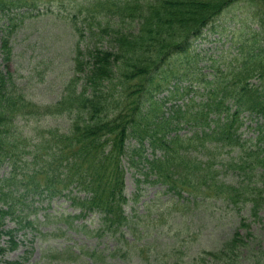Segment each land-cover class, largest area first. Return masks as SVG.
<instances>
[{
	"label": "trees",
	"instance_id": "trees-1",
	"mask_svg": "<svg viewBox=\"0 0 264 264\" xmlns=\"http://www.w3.org/2000/svg\"><path fill=\"white\" fill-rule=\"evenodd\" d=\"M243 1L250 2L258 16L264 13V0H95L81 11L91 21L89 35L81 40L84 44L79 42L76 47L74 76L62 98L44 107L28 100L18 87L10 69L11 40L6 36L0 40V169H7L0 176V264L9 251L19 248L18 234L36 225L31 216L36 217L41 204L60 197L69 199L79 211L61 215L59 220L68 227L75 228L77 220L97 214L101 225L94 232L84 227L88 234H118L124 239V227L133 222L125 215L128 169L136 170L145 181L162 185L182 204L196 205L211 195L228 203H250L255 218L264 211V151L244 149L239 133L248 123L246 115L250 120L261 119L258 128H264V50H241L231 80L217 81L220 91L210 92V97L221 93L220 99L205 100L197 108L173 106L167 113L157 114L161 110L157 93L170 92L166 63L186 53L229 6ZM27 4L0 0L2 10ZM203 82L206 89L212 83ZM179 90L175 86L166 100L177 97ZM35 109L43 110L44 117L68 118L69 125L62 131H43L38 138L22 133L26 142L14 140L23 137L17 131L20 121L33 114L42 117ZM184 123L196 130L181 135ZM130 140L135 141L133 147L127 145ZM220 147H240V153L248 150L240 164H223L248 172L254 177V187L247 185L243 190L218 181L222 172L219 161L211 152L201 156L199 151ZM135 242L133 239L119 250L129 246L126 253L139 258V264H154L141 258ZM246 245L235 232L218 248L203 250L186 264H208V259L213 264H243L241 251ZM169 248L167 244L165 250ZM88 254L97 263L103 259L96 251ZM260 256L251 264H263ZM183 260L181 256L176 262ZM157 261L171 264L170 256Z\"/></svg>",
	"mask_w": 264,
	"mask_h": 264
},
{
	"label": "rangeland",
	"instance_id": "rangeland-1",
	"mask_svg": "<svg viewBox=\"0 0 264 264\" xmlns=\"http://www.w3.org/2000/svg\"><path fill=\"white\" fill-rule=\"evenodd\" d=\"M24 1L28 4L22 8L14 5L5 10L0 8V40L4 36L11 40L13 57L10 69L18 87L28 100L44 107L62 98L67 83L74 76L76 47L79 42L84 44L81 40L89 35L91 21V17L81 11L94 5L95 0ZM254 8L248 1L229 6L191 43L186 53L176 55L171 63H166L165 72L171 75L170 92L175 86L180 90L171 101L166 100L168 90L157 93L156 99L161 107L158 115L167 113L173 106L189 104L197 108L201 102H209L216 97H210V92L220 91L216 82L231 80L241 50H264V13L258 16ZM78 31L83 36L80 37ZM203 81L212 82L207 85L208 89L203 87ZM220 98L221 93H218L216 99ZM34 111L41 115L43 112L41 109ZM246 118L248 123L239 131L246 146L243 148L264 151V128H258L262 120H250L248 115ZM68 125L65 117L33 114L20 121L17 131L23 137L16 136L14 140L26 142L24 135L38 138L43 131H62ZM195 130V126L187 123L180 126L181 135H190ZM134 144L135 141L130 140L127 145L133 147ZM145 144L148 146L147 142ZM255 144L262 147H252ZM206 146L210 147V144ZM205 151L211 152L219 161L222 168L219 182L234 184L243 190L247 185L254 187V177L252 179L248 172L233 167L229 169L223 164L229 161L240 164L248 150L240 153V147H220L215 151L201 149L199 154L205 155ZM148 156H151V150H148ZM6 170L1 167L0 176ZM137 177L142 179L136 170H127L125 191L130 202L125 206V215L133 220V229L124 227V239L118 234L116 237L103 232L88 234L84 227L88 226L94 232L101 225V217L97 214L76 221L75 228L68 227L59 219L61 215H73L75 209L65 197H60L52 203L41 204L36 217L31 216L37 221L36 225L18 234L17 240L21 244L18 249L7 253L3 264L14 261L20 264H139V258L126 253L129 246L119 250L124 244H131L133 239L137 240L135 245L140 248L141 258L156 264L157 259L170 256V263L176 264L182 256L184 260L179 264H186L194 262L203 250L218 248L235 232L247 243L241 251L243 264L255 263L261 253L260 257L264 259V211L255 218L250 203H228L211 195L202 197L196 205L188 201L182 204L179 203L181 199L162 185L143 179L138 183ZM8 225L14 227L12 221ZM167 244L169 250H165ZM93 251L103 257L99 263L88 254ZM207 261L208 264L214 263L210 259Z\"/></svg>",
	"mask_w": 264,
	"mask_h": 264
}]
</instances>
